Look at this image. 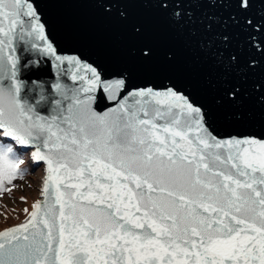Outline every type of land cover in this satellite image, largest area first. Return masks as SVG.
<instances>
[{
    "label": "snow or ice",
    "instance_id": "6c2138e0",
    "mask_svg": "<svg viewBox=\"0 0 264 264\" xmlns=\"http://www.w3.org/2000/svg\"><path fill=\"white\" fill-rule=\"evenodd\" d=\"M45 4L93 9L128 63L59 54ZM142 9L195 61L159 59ZM21 153L42 200L0 264H264V0H0V191Z\"/></svg>",
    "mask_w": 264,
    "mask_h": 264
},
{
    "label": "water",
    "instance_id": "95a60500",
    "mask_svg": "<svg viewBox=\"0 0 264 264\" xmlns=\"http://www.w3.org/2000/svg\"><path fill=\"white\" fill-rule=\"evenodd\" d=\"M41 7L48 20V34L57 46L59 54L82 56L87 61L99 65L107 79H111L109 73L128 63L127 51L119 45L116 34L93 9L71 4L64 7H49L45 4ZM138 14L148 26L149 38L158 46L159 59H163L165 52L174 51L183 65L195 61L197 54L183 46L182 41L168 28L163 18L143 9ZM53 75L54 72L47 60L43 62L38 71L28 73V76L32 78L37 76L47 78ZM159 78L152 73L138 72L133 76V83L143 86L149 80L158 83ZM97 95L103 97L105 94L102 90H98ZM111 106L112 103L104 99L97 104L99 110ZM33 164L43 165L45 175L46 166L42 162H33ZM37 200H42L41 192ZM27 219L28 216L23 221L2 228L0 231L16 227L26 222Z\"/></svg>",
    "mask_w": 264,
    "mask_h": 264
},
{
    "label": "rangeland",
    "instance_id": "374dc122",
    "mask_svg": "<svg viewBox=\"0 0 264 264\" xmlns=\"http://www.w3.org/2000/svg\"><path fill=\"white\" fill-rule=\"evenodd\" d=\"M21 156L25 160V164L21 166L23 173L11 184L5 181L4 187L11 191H0V229L23 221L41 192L43 165L35 166L27 153H21ZM25 209L28 210L27 213Z\"/></svg>",
    "mask_w": 264,
    "mask_h": 264
}]
</instances>
